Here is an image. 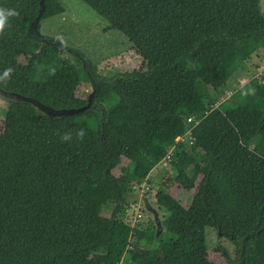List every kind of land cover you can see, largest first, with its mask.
I'll use <instances>...</instances> for the list:
<instances>
[{
	"label": "trees",
	"instance_id": "obj_1",
	"mask_svg": "<svg viewBox=\"0 0 264 264\" xmlns=\"http://www.w3.org/2000/svg\"><path fill=\"white\" fill-rule=\"evenodd\" d=\"M8 1L0 10L17 15L0 28V88L70 108L88 103V84L105 117L1 97L0 264H216L207 228L233 244L235 257L217 248L227 264H264V71L239 81L264 48L262 0H83L142 57L113 76L40 35L62 1ZM164 161L196 192L189 207L156 193L167 214L147 248L158 235L128 218L129 199L143 185L147 195Z\"/></svg>",
	"mask_w": 264,
	"mask_h": 264
},
{
	"label": "rangeland",
	"instance_id": "obj_2",
	"mask_svg": "<svg viewBox=\"0 0 264 264\" xmlns=\"http://www.w3.org/2000/svg\"><path fill=\"white\" fill-rule=\"evenodd\" d=\"M60 1L64 4L66 12L43 20L41 23L42 35L59 37L68 47L80 49L91 60L92 64L96 66L97 72L102 76L121 75L126 72H133L135 69L141 67L143 62L142 57L132 47L128 38L117 28L105 30V27L110 25L108 20L100 16L83 0ZM12 5L13 3L9 0L6 3V8L11 9ZM261 7L264 14V0L261 1ZM62 41L60 42L61 45ZM67 52H64L65 55L72 57V54L69 51ZM250 65L252 66L251 69L255 70L252 71L254 74L264 71V48L253 55ZM247 78L252 79L253 82L257 80L258 74L248 76ZM246 80L248 79L245 76L243 77L242 75L240 77L241 86L245 84ZM230 90L226 93L227 97L231 96L234 92V90ZM78 94H83L87 98L91 94L90 86L85 84L83 91ZM7 107V102L0 97V129L3 126ZM149 177L151 180L149 186L152 189L147 191V195L143 194L137 200L129 199L128 218L134 223L139 224L140 227L152 225L157 233L159 227L156 224L154 214L147 207L150 205L152 209L157 211L160 222L163 221V215L167 214V211L161 209L157 204L156 193L163 190V186H165L167 188H164V190L170 191L176 198L182 201L184 206L189 207L193 202L196 189L187 190L180 187L176 183V171L169 164H158L150 172ZM136 204L138 206H135ZM108 212H110V209H108ZM162 227L160 235L163 232ZM147 237L148 242L144 244L147 248L154 247L155 242L159 241V236L150 235ZM207 239L210 244V257L216 264H225L226 262L225 258L221 256L222 252L217 251L218 246L225 247L232 254V257H235L233 244L226 237L222 235L218 236L215 229L207 228Z\"/></svg>",
	"mask_w": 264,
	"mask_h": 264
},
{
	"label": "water",
	"instance_id": "obj_3",
	"mask_svg": "<svg viewBox=\"0 0 264 264\" xmlns=\"http://www.w3.org/2000/svg\"><path fill=\"white\" fill-rule=\"evenodd\" d=\"M39 17H40V14L37 16V20L39 19ZM93 95H94L93 93H91L89 95L88 103L83 105V106L70 107V108H54V107L47 105L44 102H42L36 98L31 97V96H26V95L18 94L15 92L5 91L4 89L0 88V97H3L7 100H19V101H23V102H30L36 107V109L40 113H43V114H47V115L55 116V117L74 116V115H78V114H80V113H82L88 109L97 108L101 114V118L103 119L105 117V113H104V110L102 108L103 103H100V104L95 103L93 100ZM103 123H104V120H103ZM140 196H141L140 193L135 192V197H130V198H132L133 200H137ZM144 198H146V197H144ZM147 205H148V203H147ZM147 208L149 211L152 212V214H154L156 224L159 227L158 232H157L158 236H159L160 232H161L162 222H160L158 213L155 209H152V207H150V205H148ZM162 229H163V227H162ZM221 234H222L221 230H219L218 236H221Z\"/></svg>",
	"mask_w": 264,
	"mask_h": 264
},
{
	"label": "flooded vegetation",
	"instance_id": "obj_4",
	"mask_svg": "<svg viewBox=\"0 0 264 264\" xmlns=\"http://www.w3.org/2000/svg\"><path fill=\"white\" fill-rule=\"evenodd\" d=\"M66 12V10L63 12V13H65ZM63 13H61V14H63ZM40 35H42L41 33H40ZM47 37H49V36H47ZM42 40H44V41H47V42H49L47 39H45V38H41ZM50 42L49 43H52V44H60V42L62 41L59 37H51L50 38ZM64 44V45H63ZM61 45V44H60ZM61 47H62V51H64V52H67V51H69L70 52V47H68L63 41H62V45H61ZM68 53V52H67ZM225 247L223 248V252H225ZM226 253V252H225ZM222 257H224L225 258V260H226V262H225V264H227L228 263V259H226V257L222 254L221 255Z\"/></svg>",
	"mask_w": 264,
	"mask_h": 264
},
{
	"label": "clouds",
	"instance_id": "obj_5",
	"mask_svg": "<svg viewBox=\"0 0 264 264\" xmlns=\"http://www.w3.org/2000/svg\"><path fill=\"white\" fill-rule=\"evenodd\" d=\"M14 15H17V13L14 9L13 10H0V28H2L4 26L5 21L7 20L8 17L14 16ZM246 79H248V80H246L245 84H247L248 82L251 81V79H249V78H246ZM230 91H232V90H230Z\"/></svg>",
	"mask_w": 264,
	"mask_h": 264
},
{
	"label": "built area",
	"instance_id": "obj_6",
	"mask_svg": "<svg viewBox=\"0 0 264 264\" xmlns=\"http://www.w3.org/2000/svg\"><path fill=\"white\" fill-rule=\"evenodd\" d=\"M178 140H184V138L183 137H179ZM164 163L166 164V161H164ZM144 187L145 186L143 185V186H141V187L138 188L139 189V192H140V195H142V193L145 191L144 190ZM135 206H138V204H136Z\"/></svg>",
	"mask_w": 264,
	"mask_h": 264
}]
</instances>
